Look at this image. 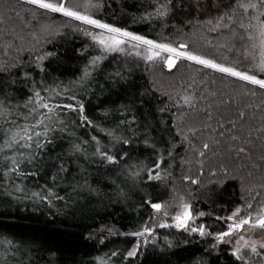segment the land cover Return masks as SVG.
I'll return each mask as SVG.
<instances>
[{
    "label": "snow or ice",
    "instance_id": "6c2138e0",
    "mask_svg": "<svg viewBox=\"0 0 264 264\" xmlns=\"http://www.w3.org/2000/svg\"><path fill=\"white\" fill-rule=\"evenodd\" d=\"M17 5L24 13L31 14L33 20L43 17L45 22L39 23L38 28L28 24L31 31L27 40L15 29L0 30V54L3 56L0 59V180L11 186V190L6 187V194L16 201L29 199L34 205L49 208L54 207V200H65L51 186L37 182L39 190L29 194L17 181L39 177L36 166L43 161L50 147L55 150L56 133L74 135L71 127L77 121L68 119L72 114L78 116L79 126L96 128L113 145H131L133 138L126 133L135 135L132 126L136 118H128L129 105L102 112L107 117L111 112L119 111L121 118L111 128L100 127L88 115V103L95 95L94 73L103 61L109 57L118 61L114 54L126 58L118 61L117 69L105 77L113 87L129 85L133 68L127 58L143 61L151 66L153 72L157 67L161 68V72L163 69L171 72L187 61L190 67L198 66V73L202 69L220 74L221 79L227 81L224 90L205 88L197 94V81L193 76L188 87L181 85L180 89L173 88L170 92L163 86V81L153 78L152 91L166 96L170 102L158 111L164 113L171 107L176 108L171 115V127L175 129L179 144L175 138L170 140L171 147L165 157L163 149H158L153 141L145 138V147L158 152V156L151 166L143 163L127 165V178L136 181L143 172L148 182L166 181L172 173L163 165L169 160L174 161L178 147L187 145L186 152L190 153V157H181V165L195 164L199 170L196 178L182 176V182L198 186L209 197L216 194V189H223L230 181L234 182L239 186V202L223 216L204 211L197 213L191 202V189L185 193L173 185L169 189V200L156 202L149 198L142 201L152 209L153 214L137 230L120 233L133 237L135 241L124 259L137 257L141 247L146 248L150 242L155 245L158 241L157 228H175L189 237L210 238L214 242L206 251L216 250L219 254L221 245H230L228 254L238 264H264V0H204L203 3L201 0H190L187 4L185 0H152L148 5L151 10H145L139 19L133 17L131 24L126 23L125 26L101 18L105 10L104 0H16V5H4L0 23L4 22V14L10 11H15L17 18L27 19L26 16L21 17V11L16 10ZM212 11H215V16L204 17L205 13ZM177 13L186 14V21L178 20L170 24V18ZM58 19L60 23H57ZM144 22L152 25L151 30L157 26L155 22H161L159 39L131 30L132 25ZM185 23L193 29L190 34L185 29ZM169 28L174 31L165 35ZM205 30L222 36L223 41L214 44L206 40ZM69 32L82 35L89 41L78 50V55H88L87 63L81 74L67 84L63 81L48 84L44 61L57 53L47 50L46 46H55L57 40L68 36ZM205 47L212 51H205ZM90 50L95 54H91ZM121 64L123 67H120ZM136 66L139 67V64ZM30 69L41 73L39 81ZM18 81H23L28 88L23 102L13 101L12 94L7 91L9 85L14 86ZM212 82H216L214 78ZM99 88L104 90L105 85L99 84ZM147 94V90L140 92V96ZM85 97L89 99L86 101ZM184 107L202 114L199 122L203 131L193 125L189 119L191 112H184ZM213 122L216 127H213ZM209 129L211 131L205 136L203 133ZM92 142L95 149L91 155L108 165H119L129 156L127 151L118 155L111 149L105 150L95 135H92L91 142L73 140L67 155L89 160ZM55 159L60 163L57 173L52 176L53 186L61 172H69L61 153ZM174 166V163L168 164L169 169ZM78 167L84 182L83 185L77 182L74 189L83 188L90 193H98L99 190L93 188L87 175H84L86 168L83 165ZM205 177L207 183L204 182ZM111 183L116 182L113 180ZM126 195L123 188L117 185V202ZM206 216H213L222 225L221 230L213 231L208 224L198 223ZM105 231L113 232V229L107 226L99 229L101 245L105 243L102 238ZM249 232L262 234L261 239L249 238ZM96 238L93 233L84 237L85 240ZM164 240L169 248L173 247L167 236ZM187 243L189 241L186 240ZM25 253L28 254L27 260ZM118 255L117 251H112L110 255H97L92 264H113L112 258ZM10 258L12 264H31L30 249L6 237L0 238V264H10ZM194 264H201V261L197 259Z\"/></svg>",
    "mask_w": 264,
    "mask_h": 264
},
{
    "label": "trees",
    "instance_id": "16d2710c",
    "mask_svg": "<svg viewBox=\"0 0 264 264\" xmlns=\"http://www.w3.org/2000/svg\"><path fill=\"white\" fill-rule=\"evenodd\" d=\"M151 2L152 0H104L105 10L101 18L110 23L125 26L126 23L131 24L133 17L139 19L145 14V10H151L148 7ZM189 2L190 0H185L186 4ZM201 2L203 3L204 0ZM7 4L16 5V0H0V12L4 11V5ZM109 5L111 6L109 7ZM16 10L21 11V17L26 16L27 19L17 18L15 11L6 12L3 17L4 22L0 23V30L15 29L26 40L30 39L28 33L31 28L28 27V24L38 28L39 23L45 22L44 18L38 17V20H33L31 14L24 13L18 5ZM207 15L215 16L216 13L215 11L205 13L204 17ZM178 20L185 22L186 14L177 13L175 17L170 18L169 23L173 24ZM60 22L58 19L57 23ZM155 23L157 26L154 30H151L152 25L148 22L136 23L132 25L131 30L159 39L161 22ZM185 29L189 34L193 31L191 27H187L186 23ZM173 31L174 29L169 28L165 35H171ZM205 36L206 40H210L214 44L223 41L222 36H217L206 30ZM17 42L19 43V41ZM85 43L87 42L80 35L69 32L68 36L58 39L55 46H46L47 50L57 53L44 61L47 69L46 83L63 81L67 84L81 74L84 64L87 63L88 55L80 56L78 50L83 48ZM204 50L212 51L207 47ZM90 53L93 54L91 50ZM225 55L228 53L225 52ZM218 58L222 59V57ZM0 59H3L2 54H0ZM118 61H123V59H118ZM118 61H113L109 57L96 69L93 81L95 95L88 103V115L100 127L111 128L114 126V122L121 118L119 111H113L107 117L103 116L102 112L105 109L119 108L120 105H129L128 118L131 119L133 116L136 118V123L132 126L135 129V135L133 136L132 132L126 133L127 136L133 138L131 145H113L109 138L96 128L79 126L78 116L72 114L68 119L77 121L71 127L74 135L70 137L67 134L56 133L55 150L53 151L50 147L43 161L36 166L40 172L39 177H28L17 181L24 185L29 194L31 191L39 190L37 182L39 185L51 186L60 196L65 197V200H54V207L51 208L46 205H34L29 199L22 198L20 201H16L6 194V187L7 190H11V186L0 180V238L6 237L17 244L28 246L31 264H92L95 256H102L105 253L110 255L112 251L119 253L118 256L112 258L113 264H194L197 259L201 261V264H238L228 254L230 249L226 245L220 246L219 254L216 250L206 251L209 248L207 239L197 236L189 237L181 232L175 235L164 233L159 236L155 245L141 248L137 257L129 260L124 259L127 250L135 241L133 237L120 233L137 230L153 214L152 209L142 203L143 200L149 198L156 202L169 200V189L175 185L185 193L191 189L193 194L191 202L195 211L223 216L235 206V203L239 202V186L230 181L223 189H216V194L209 197L207 192L201 191L198 186L184 184L182 176L190 175L196 178L199 170L198 165L195 164L184 163L181 165V157L185 159L190 157V153L186 152L187 145L178 147L174 161L169 160L163 165L164 169L172 173L166 181L148 182L146 173L143 172L136 181L127 178L125 171L127 165L143 163L151 166L158 156V152L145 147V138L153 141L158 149H163L165 157H167V150L171 147L170 140L175 138V142L179 144V138L175 137V129L171 127V115L176 112V108L171 107L164 113L158 111L159 108L170 102L166 96L152 91L151 80L153 78L163 81V84L166 85L163 86L171 92L173 88L180 89L181 85L188 87L191 78L195 76L197 94L205 88L224 90V84L227 81L222 80L220 74L211 73V70L201 69L198 73V66L190 67L187 61L181 63L171 72L167 69H163L161 72L160 67H157L153 72L152 68H142V65L135 67L133 63L128 62L133 68L129 85L113 87L105 77L117 69ZM120 67H123V64ZM30 71H33L36 80L39 81L41 73L38 70L30 69ZM213 78L215 83L212 82ZM99 84H104L105 89L101 90ZM145 90L148 94L140 96V92ZM189 90L191 91L190 88ZM7 91L12 94L13 101L23 102L26 99L28 88L23 81H18L14 86L9 85ZM85 99L87 101L89 98L85 97ZM183 111L191 112L189 119L196 128L203 131L199 122L203 118L202 114L198 115L187 107H184ZM213 127H216L215 122H213ZM210 131L209 129L203 134L206 136ZM92 135L100 139L105 150L111 149L114 154L118 155H123V152L127 151L128 158L119 165H108L106 162L100 161L99 157L91 155L95 149L94 142L89 148V160L87 161L83 157L77 159L67 155V150L73 140L86 139L91 142ZM194 142L198 143V141ZM58 153L63 155L65 167L69 169V172L67 174L61 172L53 186L52 176L57 173L60 163L55 159ZM208 155L211 156V153ZM169 163H174L175 166L169 169ZM78 165H83L86 168L84 175H87L91 186L99 190L98 193H90L83 188L74 189L77 182L81 185L84 182ZM203 179L207 183V178ZM113 180L116 182L115 184L111 183ZM117 185L127 193L126 198H119L118 202ZM201 220L213 230L221 226L213 216L202 217ZM105 226L112 228L113 232L102 233L105 243L101 245L99 229ZM89 233L95 234L97 238L85 240L84 237ZM165 236L172 242V248H169L165 243ZM186 240L189 243L185 244ZM24 258L27 260V253L24 254ZM252 259L255 262V258ZM10 264H12L11 258Z\"/></svg>",
    "mask_w": 264,
    "mask_h": 264
},
{
    "label": "rangeland",
    "instance_id": "374dc122",
    "mask_svg": "<svg viewBox=\"0 0 264 264\" xmlns=\"http://www.w3.org/2000/svg\"><path fill=\"white\" fill-rule=\"evenodd\" d=\"M78 35H79V34H78ZM80 37H81L83 40H85L87 43L89 42V41H87L86 38L83 37L82 35H80ZM93 54H95V53L93 52ZM114 55H117V57H118L119 60H121V59L125 60V59H126L124 56H120L119 54H114ZM127 59H128V62H129V63H133V65H134L135 67H137L136 64L138 63L139 65H142V68H146V69L151 68V66L146 65L143 61H135V58H127ZM134 61H135V62H134ZM163 85L166 86L165 84H163ZM171 211H173V213H174V210H171ZM196 212L198 213L199 211H196ZM161 218L163 219V217H161ZM169 222H170V220H169ZM198 223H206V222L202 221L201 218H200L199 221H198ZM206 224H207V223H206ZM221 228H222V225H221L219 228L214 229L213 231H219V230H221ZM161 230H163V231H161ZM178 232H180V231H177L175 228H171V229H160V228H157V229H156V234H157L158 238H159L160 235H164V233H165V234H168V235H175V234L178 233ZM170 233H172V234H170ZM181 233H182L183 235H187V233H183V232H181ZM247 235H248V237L251 238V239L259 240V239H261V235H262V234H260V233H258V232L255 233V234L249 232V233H247ZM187 236H188V235H187ZM195 236L199 237L198 235H195ZM207 241H209V242H208V245H209L210 243L214 242V241H211L210 238H208ZM151 245H152V243L150 242V243L147 245V247H149V246H151ZM221 246H225V245H221ZM226 247H229V249L231 248L230 245H226ZM141 248H145V247L142 246ZM140 250H141V249H140ZM262 251H264V250H262Z\"/></svg>",
    "mask_w": 264,
    "mask_h": 264
}]
</instances>
